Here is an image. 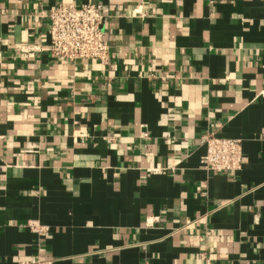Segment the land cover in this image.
<instances>
[{
    "label": "crops",
    "instance_id": "0c3cea01",
    "mask_svg": "<svg viewBox=\"0 0 264 264\" xmlns=\"http://www.w3.org/2000/svg\"><path fill=\"white\" fill-rule=\"evenodd\" d=\"M97 2L108 63L43 50ZM208 134L241 169L202 168ZM34 258L264 264V0H0V264Z\"/></svg>",
    "mask_w": 264,
    "mask_h": 264
},
{
    "label": "built area",
    "instance_id": "2783aa9c",
    "mask_svg": "<svg viewBox=\"0 0 264 264\" xmlns=\"http://www.w3.org/2000/svg\"><path fill=\"white\" fill-rule=\"evenodd\" d=\"M108 13L102 3H60L50 9L49 44L44 47L51 57L73 62L77 59H95L103 64L109 61V44L104 40L101 24ZM34 48H28L31 53ZM143 136H147L143 134ZM205 153L200 158L203 169L213 172H228L241 169L244 162L241 139L204 136ZM37 233L45 228L37 223H28ZM203 255V254H201ZM203 258V257H202ZM19 264H53L51 259L34 258Z\"/></svg>",
    "mask_w": 264,
    "mask_h": 264
}]
</instances>
